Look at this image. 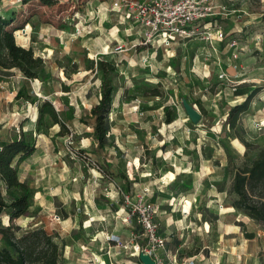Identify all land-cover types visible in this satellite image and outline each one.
<instances>
[{"label":"rangeland","instance_id":"obj_1","mask_svg":"<svg viewBox=\"0 0 264 264\" xmlns=\"http://www.w3.org/2000/svg\"><path fill=\"white\" fill-rule=\"evenodd\" d=\"M220 3L231 11L216 18L220 41L198 34L164 49L132 47L140 28L130 30L109 13L110 0L0 2L16 43L45 62L30 88L18 87L30 97L15 105L19 128L8 136L30 131L35 139V152L17 170L34 193L18 221L52 237L58 264H93L107 251L112 264H140L134 246L146 244L145 237L122 219L141 201L158 206L159 233L178 258L264 264V227L232 208L236 197L229 192L235 168L250 165L264 150V0ZM118 44L121 52H115ZM99 59L116 68L102 150L87 127L100 96ZM250 96L230 130L228 110ZM45 102L67 131L39 114Z\"/></svg>","mask_w":264,"mask_h":264},{"label":"trees","instance_id":"obj_2","mask_svg":"<svg viewBox=\"0 0 264 264\" xmlns=\"http://www.w3.org/2000/svg\"><path fill=\"white\" fill-rule=\"evenodd\" d=\"M2 0H0L1 2ZM35 0H21L22 4ZM43 5H51L52 0H36ZM11 20L0 15V69H15L28 82L39 78L44 69L42 58L35 56L31 48L18 45L14 38V31L8 27ZM92 63V62H91ZM94 69L102 77L100 96L90 108L87 127L91 129V136L95 149L102 150L107 143L110 131L109 114L112 105L111 77L115 74V65L103 59L94 62ZM154 90L153 96H158ZM19 90L16 99L29 98ZM252 96L242 104L228 110L225 125L232 131L240 114L248 109ZM40 115L48 116L54 124L67 131L68 128L59 118L50 103H43L39 108ZM171 121L167 120L169 124ZM80 124H83L79 122ZM0 188L6 190L7 200L0 192V218H9L6 226L0 221V264H58V248L51 236L42 227L29 224L23 228L17 220L26 216L33 200L32 192L27 182L21 181L18 166L35 152L36 143L32 133H21L18 137L0 146ZM179 176H175L173 184H178ZM191 192V189L185 190ZM229 192L236 199L232 208L242 212L249 219L264 227V150L258 151L257 157L250 165L235 168ZM169 196H165L168 199Z\"/></svg>","mask_w":264,"mask_h":264},{"label":"built area","instance_id":"obj_3","mask_svg":"<svg viewBox=\"0 0 264 264\" xmlns=\"http://www.w3.org/2000/svg\"><path fill=\"white\" fill-rule=\"evenodd\" d=\"M221 0H110L108 12L117 15L121 23L130 27H139L140 41L132 47L140 45L150 48H168L178 41L189 40L198 34L207 42L212 39L220 41L223 34L216 27V18L228 15ZM233 13L234 10H233ZM24 35L25 30L16 32L15 37ZM123 46L118 44L115 52H121ZM1 150V148H0ZM126 200L128 198L126 197ZM158 206L144 201L138 202L133 208H128L122 219L125 225L133 228L134 225L142 230L146 244L136 243L134 257L139 254L147 255L153 264H195L194 257L178 258L177 251L167 248L166 238L159 233L156 223ZM109 242H114L109 239ZM113 247H116V242ZM103 260L98 257L93 264H112L110 251H107ZM140 264H142L140 262Z\"/></svg>","mask_w":264,"mask_h":264},{"label":"crops","instance_id":"obj_4","mask_svg":"<svg viewBox=\"0 0 264 264\" xmlns=\"http://www.w3.org/2000/svg\"><path fill=\"white\" fill-rule=\"evenodd\" d=\"M99 8L100 6H98V10ZM0 15L3 16L1 12H0ZM20 46L24 47L22 45ZM33 82H36V80ZM30 83L32 82H28L25 78H23L21 73L15 69H12V70L0 69V133H2L0 135V146L12 140V138H10L8 134L12 133L13 128H15L16 130H18L19 128V126H17V124H19L18 114L13 112L15 105L20 100V99H16V94L18 91V87L20 85L21 86L24 85L27 88H30L31 87ZM18 108H20L19 105H18ZM2 124H4L3 127H1ZM0 192L2 195H4V193L6 192L3 186H1ZM37 199L38 198H36V200ZM5 217H6V223L3 224L4 226H6L9 221V218L7 216ZM17 223H19L18 220H17ZM0 245H2L1 242H0Z\"/></svg>","mask_w":264,"mask_h":264},{"label":"water","instance_id":"obj_5","mask_svg":"<svg viewBox=\"0 0 264 264\" xmlns=\"http://www.w3.org/2000/svg\"><path fill=\"white\" fill-rule=\"evenodd\" d=\"M186 111L193 122H196L199 119L198 115L190 108L187 107ZM138 259L142 264H153V262L147 255L139 254Z\"/></svg>","mask_w":264,"mask_h":264},{"label":"bare ground","instance_id":"obj_6","mask_svg":"<svg viewBox=\"0 0 264 264\" xmlns=\"http://www.w3.org/2000/svg\"><path fill=\"white\" fill-rule=\"evenodd\" d=\"M55 218V217H54Z\"/></svg>","mask_w":264,"mask_h":264}]
</instances>
